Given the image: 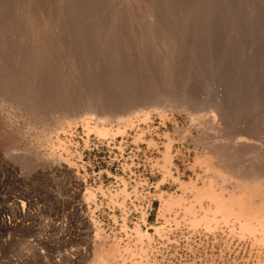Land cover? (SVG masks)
I'll return each mask as SVG.
<instances>
[{"label":"rangeland","instance_id":"obj_1","mask_svg":"<svg viewBox=\"0 0 264 264\" xmlns=\"http://www.w3.org/2000/svg\"><path fill=\"white\" fill-rule=\"evenodd\" d=\"M13 195L0 264H264V0H0Z\"/></svg>","mask_w":264,"mask_h":264},{"label":"built area","instance_id":"obj_2","mask_svg":"<svg viewBox=\"0 0 264 264\" xmlns=\"http://www.w3.org/2000/svg\"><path fill=\"white\" fill-rule=\"evenodd\" d=\"M10 200L11 201H10V203H8L7 207L10 209V212H12L14 214L12 216H10V214L4 209L5 206H3L2 203H0V231L2 229L12 230V229L17 228V226L15 228H13V227L5 228V225H4L5 223L7 225L11 223L14 226L15 224L19 225V223L21 222V220L18 219V218H20L19 216H21V215L18 216L15 213L16 206L18 207V204L20 203L18 201L19 197L17 195H13ZM10 258L14 260V258H12V257H10Z\"/></svg>","mask_w":264,"mask_h":264},{"label":"bare ground","instance_id":"obj_3","mask_svg":"<svg viewBox=\"0 0 264 264\" xmlns=\"http://www.w3.org/2000/svg\"><path fill=\"white\" fill-rule=\"evenodd\" d=\"M156 107H157V106H156ZM152 109H153V107H152ZM156 109H159L160 112H161V109H160V108H156ZM153 110H155V109H153ZM155 111H156V110H155ZM162 111H163V110H162ZM146 112H147V111H146ZM160 112H159V113H160ZM143 113H144V112H143ZM147 113H148V112H147ZM156 113H157V112H156ZM136 117H137V116H136ZM82 119H83V118H82ZM100 119H101V118H100ZM102 120H105V119H102ZM105 121H106V120H105ZM126 121H127V120H126ZM126 121H125V122H126ZM240 137H241V136H240ZM240 137H238L237 139H239ZM233 142H235V140H234ZM221 144H222V143H221ZM244 144H245V143H244ZM228 145H229V144H228ZM237 145H238V144H237ZM230 146H231V145H230ZM233 146H234V145H233ZM238 146H239V145H238ZM233 149H234V148H233ZM23 207H24V206H22V211H21V210H19V207L16 206L15 213H16L18 216L21 215V213L24 214ZM24 210H25V209H24ZM23 214H22V215H23ZM19 217L21 218V222H20V225H21V224L23 223V221H22V216H19ZM4 225H5V228H10V227L15 228L16 226L19 227L18 224H15V225L13 226L11 223L8 224V225L5 223ZM102 253H103V252H102ZM102 255H103V254H102ZM95 257H96V256H95ZM98 259H100V258H98ZM114 263H115V262H114ZM94 264H95V263H94ZM97 264H103V263L100 262V263H97Z\"/></svg>","mask_w":264,"mask_h":264}]
</instances>
